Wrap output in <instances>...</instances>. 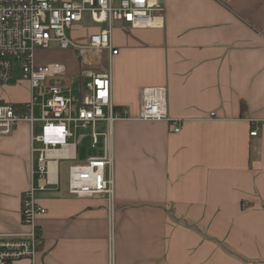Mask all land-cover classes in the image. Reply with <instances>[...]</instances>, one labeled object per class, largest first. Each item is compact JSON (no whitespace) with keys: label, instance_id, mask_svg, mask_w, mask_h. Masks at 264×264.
<instances>
[{"label":"crops","instance_id":"obj_1","mask_svg":"<svg viewBox=\"0 0 264 264\" xmlns=\"http://www.w3.org/2000/svg\"><path fill=\"white\" fill-rule=\"evenodd\" d=\"M163 3L159 27L115 22L119 54L103 59L114 109L127 112L112 125L113 219L106 201L70 195L59 175L38 193L47 214L35 264H264V0ZM76 30L82 40L98 31ZM59 54L39 63L71 53ZM147 87L166 88L170 121L139 120ZM32 146L25 122L0 137L1 234L24 231Z\"/></svg>","mask_w":264,"mask_h":264},{"label":"built area","instance_id":"obj_2","mask_svg":"<svg viewBox=\"0 0 264 264\" xmlns=\"http://www.w3.org/2000/svg\"><path fill=\"white\" fill-rule=\"evenodd\" d=\"M163 0H0V85L26 82L30 97L24 106H0V137L10 136L20 122L32 134L31 187L22 195L21 225L24 231L0 233V264L27 260L36 263L43 239L38 220L47 210L38 203V193L58 188L61 161H74L68 169V192L77 198L106 201L110 218L115 209L112 125L126 117L113 104L111 64L103 65V55L119 51L112 42L115 22L132 29L159 27L163 22ZM89 19L93 25H88ZM77 27L98 31L87 44L77 45L67 35ZM58 46L63 51L81 52L77 75L69 76L63 64L38 65L37 50ZM20 75L16 76V72ZM41 118H36V110ZM141 121H170L165 87L142 91ZM36 123H41L38 134ZM107 131L97 133L99 124ZM174 132L181 128L171 121ZM92 129V147L103 144V154L78 162L76 143L71 139L81 129ZM258 127L250 133L255 137ZM54 154H59L55 156Z\"/></svg>","mask_w":264,"mask_h":264},{"label":"rangeland","instance_id":"obj_3","mask_svg":"<svg viewBox=\"0 0 264 264\" xmlns=\"http://www.w3.org/2000/svg\"><path fill=\"white\" fill-rule=\"evenodd\" d=\"M117 2H118V0H115V3H117ZM86 22L88 25L95 26V25H93V23L89 19H86ZM85 33H86V31H84L82 33L83 37H86ZM79 34H80V32H78L77 30L72 31V32L67 31L68 37L74 43H76L77 45H82V46L86 45L88 39H83V40L77 39L76 37ZM60 52H63V50H61L58 46H54L53 48H51L49 50L39 49L35 53L36 63L38 65H42L39 62L42 61L45 57H50L51 55H60L59 54ZM68 52L71 53L69 58L64 60L63 63H61V64L66 66V68L68 70V75L72 77V76H75L77 74V66H78L77 57H81V55H80L81 52H77L75 50H68ZM103 57H106V55L104 54ZM18 75H20L19 70L16 72V76H18ZM25 83L26 82H21L19 84L10 83L9 85H14L15 87L16 86H19V87L10 91V94L12 95V98L10 101L0 100V106H2V105H14V106H22L23 107L24 104L27 101H29V95H30V90L28 92L27 89L25 88L27 86L20 87ZM9 85H5V86L0 85V87H1L0 92H2L1 90L4 91V87L9 86ZM35 115H36L37 119L41 118V113L38 110V108L36 110ZM40 127H41V123L35 124V127H34V133L35 134L39 133ZM107 129L108 128H107V125L105 123L99 124L98 128H97V133H105L107 131ZM91 134H92L91 128L81 129V130H78L76 132V136L70 140L71 143H76L78 162H83L89 158L98 157V156H101L103 154V144L102 143H100L99 145H97L95 147H92ZM74 163H75L74 161L73 162L72 161H61L60 162L59 174H60L61 184L64 187H67V185H68V169H69L70 165H72Z\"/></svg>","mask_w":264,"mask_h":264},{"label":"trees","instance_id":"obj_4","mask_svg":"<svg viewBox=\"0 0 264 264\" xmlns=\"http://www.w3.org/2000/svg\"><path fill=\"white\" fill-rule=\"evenodd\" d=\"M246 106L244 104H242V111H245Z\"/></svg>","mask_w":264,"mask_h":264},{"label":"bare ground","instance_id":"obj_5","mask_svg":"<svg viewBox=\"0 0 264 264\" xmlns=\"http://www.w3.org/2000/svg\"><path fill=\"white\" fill-rule=\"evenodd\" d=\"M55 156H59V154H54Z\"/></svg>","mask_w":264,"mask_h":264}]
</instances>
